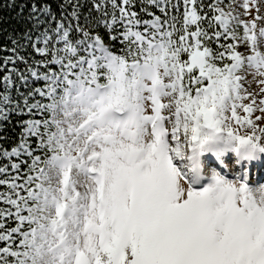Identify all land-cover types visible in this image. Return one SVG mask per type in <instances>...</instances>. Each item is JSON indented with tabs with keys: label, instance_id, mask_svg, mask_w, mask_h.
<instances>
[{
	"label": "snow or ice",
	"instance_id": "6c2138e0",
	"mask_svg": "<svg viewBox=\"0 0 264 264\" xmlns=\"http://www.w3.org/2000/svg\"><path fill=\"white\" fill-rule=\"evenodd\" d=\"M0 264H264V0H9Z\"/></svg>",
	"mask_w": 264,
	"mask_h": 264
},
{
	"label": "trees",
	"instance_id": "16d2710c",
	"mask_svg": "<svg viewBox=\"0 0 264 264\" xmlns=\"http://www.w3.org/2000/svg\"><path fill=\"white\" fill-rule=\"evenodd\" d=\"M9 0H0V21H5L2 26L10 31V26L13 25V21L16 19L15 9L5 7V4L8 3ZM25 0H16L17 4L24 3ZM4 40V33L0 32V41ZM8 55L7 52L0 51V56Z\"/></svg>",
	"mask_w": 264,
	"mask_h": 264
}]
</instances>
